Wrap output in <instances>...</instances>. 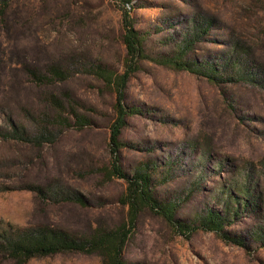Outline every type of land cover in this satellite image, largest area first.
Returning a JSON list of instances; mask_svg holds the SVG:
<instances>
[{"label": "rangeland", "instance_id": "rangeland-1", "mask_svg": "<svg viewBox=\"0 0 264 264\" xmlns=\"http://www.w3.org/2000/svg\"><path fill=\"white\" fill-rule=\"evenodd\" d=\"M125 8L146 57L125 90L119 164L128 174L148 166L156 198L174 202L183 223L216 210L226 235L241 241L203 229L183 235L145 210L124 259L264 264V0H15L0 13V233L48 227L83 239L126 221L127 183L113 175L110 146L117 94L100 74L125 71ZM196 33L183 60L199 73L167 65ZM231 61L250 81L219 79L230 77ZM210 64L218 79L197 66ZM60 112L71 121L81 114L86 125L62 127ZM45 124L51 138L61 132L55 141L16 137ZM0 264L16 263L0 253ZM26 264L102 258L66 252Z\"/></svg>", "mask_w": 264, "mask_h": 264}, {"label": "trees", "instance_id": "trees-1", "mask_svg": "<svg viewBox=\"0 0 264 264\" xmlns=\"http://www.w3.org/2000/svg\"><path fill=\"white\" fill-rule=\"evenodd\" d=\"M15 0H0V13L5 17L11 12ZM123 27L124 35L123 41L127 50V59L125 71L120 75H114L108 73L102 69L100 74L105 79L114 83V90L117 94V104L115 110L117 117L111 128L110 134V146L112 154V171L113 175L117 178L124 179L127 183V188L124 195L121 198V202L128 208L127 219L124 223L116 227H99L90 237L79 239L65 231H57L48 227H34V228H16L6 229L0 233V253L10 260H14L16 264H26L31 258L37 256H48L58 253L66 252H78L84 254H97L102 258V264H135L128 262L124 259V248L129 238L131 237L134 229L136 228L137 221L140 214L145 210H150L153 213L163 217L170 226L175 229L177 233L183 235H192L197 230L203 229L205 231L215 232L221 235L227 240L241 241L240 238H231L226 235L224 228L225 215L219 211H209L206 216L199 220L198 224L190 225L183 223L176 216L177 205L174 202L167 201L162 202L156 198L154 189L152 186V180L150 172L147 170L148 166L143 169H138L134 174L126 173L119 164V139L123 128L127 121L126 118L130 114V109L124 104L125 90L127 84L138 69V63L141 59L146 57V51L144 48V40H142L141 34L135 29L133 21L128 13V8H125L123 14ZM198 33L193 37L187 38L180 46V50L174 57H168L164 60L167 65H170L177 69H188L199 73L195 70L194 66L184 61V56L187 51L190 50V46L199 39ZM197 39V40H196ZM227 63L224 66L223 73H228L229 76L220 77L219 79H226L228 81H241L249 80L247 78L249 74H245V69L240 70L239 66L234 65L233 61ZM199 67H209V75L207 77L210 80L218 79V71L213 64L210 65H197ZM230 70V74H229ZM37 77H40L36 74ZM46 76V75H45ZM57 107L62 109V104H56ZM75 121H71L63 116V113H59L57 122L62 127H70L73 122V126L83 127L86 121L83 115L75 113ZM50 124V123H49ZM15 133H18L16 137L22 139H28L33 142L43 141H55L59 134H55L53 138V132L48 125H40L37 134H30L26 136L25 132L20 128ZM245 193V191H244ZM238 199V204L241 203V197H235ZM81 204H84V198L76 196L74 198ZM240 208V207H239ZM236 210H239L238 208ZM233 210L235 213L238 211ZM240 243V242H238Z\"/></svg>", "mask_w": 264, "mask_h": 264}]
</instances>
